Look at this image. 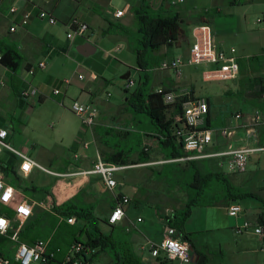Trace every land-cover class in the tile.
I'll return each instance as SVG.
<instances>
[{"label":"crops","instance_id":"0c3cea01","mask_svg":"<svg viewBox=\"0 0 264 264\" xmlns=\"http://www.w3.org/2000/svg\"><path fill=\"white\" fill-rule=\"evenodd\" d=\"M107 1L108 0H0V39H2L6 43L18 47L25 59L24 63L15 72L7 68L0 62V102L8 103L10 108H12V110L15 112V114L19 115V117H16L15 115L14 117L17 119L23 117L25 119L27 118L28 120V116L32 112H34L35 109L32 106V103H35L37 101L43 102L48 97L55 101H58L60 105H67L69 108L73 100H78L82 102V99L84 100L82 103H93L95 105L96 103L99 104L98 106L96 105L100 111L99 117L97 119L96 124L90 128L84 129L81 124L80 118L71 109L70 110L80 120L79 123H76L74 121L71 122L69 120L64 122L62 121V125L66 127L71 126L72 129L76 130L75 133H73V145L75 146V148L72 149V157L71 151L68 152L66 151V149H59L58 154H56L59 155L61 159V163L59 164L58 168H63V170H51L68 175L57 176L39 169H35L37 171H42L45 174L56 177V180L52 183L51 190L47 191L46 195L38 200L40 202H44V206L37 207L34 212L36 213L39 211V209H43L47 212L54 214V216L58 219L57 226L51 233V236L47 238L51 240L50 246L52 248H59L60 250L57 254V261L52 262V264H61L60 260L64 258V255L68 252L70 246L74 243L75 240L71 237V233H74V230H67L68 232L70 231L68 233L70 236H68L67 233L64 232V234L66 235L65 238L53 242V236L57 235V233L60 232L61 229H63V223H65L67 221V218L69 217L60 214L54 208L55 206H62L64 202H68L70 207L75 208L77 210L83 207H91V212L93 214L100 216V218L106 217L109 219V215L118 203L119 196L121 194L130 196L131 201L126 207V218L123 221V226L127 224L131 226V228H134V230L131 229V232L136 231L138 233L137 235H135L133 240V242L136 244L138 251H140L141 249L147 250V247H149V242L159 241L163 237L165 225L167 223V219L165 217L172 216L174 212V208L169 207L165 208V212L160 211L159 208L162 206V204L160 203V201L157 202L156 200H153L151 202L149 199L150 190L147 189V192L145 193L146 188L144 186L141 187L140 185H137V187H141V194L144 193L140 197L136 195V184H131L133 187H128L127 179L130 176L129 171L131 166L117 172L116 175L118 185L114 190L107 189L102 178L97 174H74V172L79 169H90L99 155L104 157L107 154H111L115 151V147H113V145L107 139L102 138L101 134L98 133L100 125L105 126L104 131L106 135H110L114 129L118 130V128L120 127V125L115 124V122H118L120 119H122L123 114H126L127 112V114H130V117H125L126 120L130 119L133 122L136 119V114H133V112L129 109V106L126 105V103H128L129 96L126 98L125 102H122V104H120L119 111L121 112H114L113 105L103 104L102 107L100 106V104L103 103L100 90L102 88H106V85L111 82V79L106 75V70L104 68L97 69V65L91 62L92 55H94V53H96L99 49L98 43H94L92 41V38L96 33L95 25L100 24L102 29V35L105 36L109 34L106 32L110 27V22H113V18L121 19L128 12L136 8L133 7V4H135L136 0H129L125 3V6H130V9L126 12L124 16L120 18L114 16L113 12H115V10L100 12V14L95 12V10H98L101 3L105 4ZM147 2H149V6H147ZM187 2L188 0L184 3V5H186ZM138 5L140 8L137 7V10L139 8L148 11H154L155 16L179 14L185 20V26L187 28L184 27L185 32L181 36L179 45H174L175 47L181 48L184 43H187V47L185 48L184 53H179V55L184 56H187L189 54V49L192 43V39L189 38V35L192 36V30L194 26L202 23L210 24V22L212 21L217 22L219 19H222L225 16L230 18L235 17L233 11H230L228 15L222 16V11L220 10H217V12H215L214 14H210V9L205 10L199 7L193 10L188 8L184 11H182L181 9H177L176 11H174V4L172 3V0H138ZM14 7L16 8V11H12V8ZM39 10H45L49 14L55 16L57 20H63L65 26L71 19L75 17L79 18L83 22H87L90 25L89 38H77L73 43L71 42V40L68 39V37L66 38V40H64V38L60 37V31L62 29L57 26L58 21L56 23H49V21H47L46 19H40L37 16H33V18L26 25H23L21 23L25 12L32 11L34 14H36ZM110 15H112L113 17H110ZM215 15H217V17H215ZM14 25H16L17 28L15 31H11L10 28ZM125 39L128 43V38L126 37ZM86 42H89L94 47H96V50L90 53L88 56H85L77 51V47ZM174 46H163L161 50L164 47ZM117 48L119 49L120 46H118ZM77 54H79L80 56L89 57L87 58L88 60H86V62L90 64L86 65V69L79 68L78 71L77 69H74L73 75H71L70 77H65L63 79L58 78L56 76L58 71H66L68 67L71 68V64H69L68 62L69 60L75 61L79 59ZM164 55H166V53H164ZM238 57L239 60H241L242 56L238 55ZM164 59H168V57H164ZM162 60H160V62ZM40 61H45L47 63V67L44 69L37 68L35 73L33 75H30L28 73V69L32 65H36ZM248 65L252 67V63H249ZM128 67L135 68L131 67V65H128ZM135 69L140 77L139 85L137 86V88L142 83H149L153 78L156 83L155 87H153V90H155L157 87H166L169 90H173L177 93L184 90H189L192 94L197 93L196 89H193L195 88L193 84H190V86H186L183 85V81L176 82L172 70H160L157 67L151 70H145L139 66H137V68ZM79 74H83L84 79H80L78 77ZM125 75L132 78L131 71H128ZM238 78L233 80L235 89L229 88L225 93L229 96H235L237 99L240 98V96H242L244 92H247L250 95L252 94L249 98H243L242 102L241 100H225L224 102L226 103L225 108L223 110L221 105L218 108L217 104L212 101L213 95L207 94V96H203L206 99L211 100V104L213 106L210 110L211 117L215 118L216 115L217 119L221 118L222 120H224L223 125L216 126V128L213 129H220L224 126H229L234 129V134L229 138L223 137L220 134L215 133V150H224L229 143H232L235 146H255L258 141L263 143L264 123L259 126L256 137H249L246 130L239 126L241 123V119L236 118L235 114L237 112H241L243 114V119H246L247 116L252 114L255 110H260L264 114L261 108L257 105L259 100H264V95L259 97V89L256 87L254 88L253 82L246 84L243 82L242 79L239 80ZM65 79L70 80L69 85L64 82ZM126 79L127 78H124V76L122 77L120 86L121 88H123V90H125V92H129L131 88L128 90L125 89ZM57 83H59L60 85L57 86ZM243 83L246 84L245 87L242 86ZM73 85L76 87V91L72 92L73 88L71 87ZM30 86L36 87L41 93V95L39 97H30L28 99L22 98V90ZM239 87L240 89H238ZM56 88L61 89L60 94H54L53 90ZM134 91H132L131 94H133ZM34 99H36L37 101ZM1 109L2 107L0 106V127L9 129L11 134L10 140H12L15 136L13 123L9 119H4L1 113ZM168 115L170 116L171 113H169ZM26 128L27 126L24 125L23 133L26 132ZM132 129L133 128H131L130 131ZM146 132L153 133L154 136L150 138H152L153 140H158L155 136H158L160 133H158L156 130ZM144 133L145 132H143V135ZM145 138L147 137L143 138V144L146 141ZM20 139V145L17 146L21 147L26 151H29V144L31 143L29 139L24 137L23 134ZM152 146L154 145L152 144ZM160 152L162 153V158L154 159L151 149L149 151L150 160L147 162H141L138 165L156 167L160 163L155 162L166 158V154L163 153L164 151L162 150ZM55 156L53 155V157ZM251 157L257 159V162H261V158H264V153L257 152L251 155ZM210 159L212 164H214L216 167L219 166V169L224 171L226 174H229L226 169L227 161L229 158L225 157ZM40 160L41 161L38 162L45 167L47 165L42 163L44 160L49 162V164H53V159H51L50 157L41 158ZM166 163H162V165ZM224 166L226 167L224 168ZM35 170L30 176L37 172H35ZM119 173H123L124 175L119 176ZM229 175H231L232 177L233 174ZM127 187L128 190H125L124 188ZM258 195L259 197L250 196L245 199L239 200L241 201V204L244 207V212L238 218L235 217L236 220L234 221L228 220L229 217H232L228 214V205H195L192 207L191 214L186 219L183 229L186 233L193 234L195 232L204 231H223L229 228L236 230V226L243 224V222H245L246 220L262 224L264 223V196L260 194ZM135 197L139 198L138 200H136L138 201V204L136 206L145 207L146 214L141 213L138 214L136 217H132L131 209L132 206L135 205ZM34 216L35 214H33V217ZM139 218H141V220H139ZM69 224L71 226H78L82 230V233L76 232V236H78L83 241L87 240V231H92V227L88 223H86L85 221L78 220L75 224ZM121 225L122 223L115 226L117 228ZM99 227L101 228V226ZM126 229L127 227L125 228V230ZM129 230L130 228H128V230L126 231ZM150 232H155L158 235L154 238L150 234ZM138 236H143L144 240H141V238ZM9 241L10 240H7L5 247L7 251L12 255L14 254L17 248V243L10 241L14 244L13 247H9L7 245L9 244ZM141 242L142 246L140 247ZM193 248V254H195V259H193L192 262L194 264H205L208 261V256L206 255V253H203L202 249L197 250L195 245H193ZM88 257L89 259H91L89 264H109L110 261V257H108L106 262L99 261L96 263L95 260L97 258L105 257L104 253L101 256L97 257H92V254L88 253ZM141 260L146 264H155L156 261V259L154 258L150 259L149 257L143 256ZM175 264L177 263L175 262Z\"/></svg>","mask_w":264,"mask_h":264},{"label":"rangeland","instance_id":"374dc122","mask_svg":"<svg viewBox=\"0 0 264 264\" xmlns=\"http://www.w3.org/2000/svg\"><path fill=\"white\" fill-rule=\"evenodd\" d=\"M127 1L129 0H108L105 4L101 3L98 10H95V12L100 14V12L117 10L118 8L124 7ZM147 6H149V2H147ZM133 7H139L138 0L133 4ZM197 7L205 10L210 9V14H214L217 10H220L222 11V16L228 15L230 11H233L235 14L234 18L225 16L217 22H210L214 42L219 48L229 49L235 47L237 49V54L242 56L241 59L244 61L246 68L243 73L240 72L239 80L242 79L244 83L249 84L253 82L254 76L260 74L264 75V65L256 71L253 67L248 65L249 63H258V60L255 59L256 56L260 58L259 62L264 61V0H188L186 5H184V3L181 5H174L173 10L176 11L177 9H181L184 11L188 8L193 10ZM136 8L128 12L121 19L113 18L115 25L111 29V33L105 36L102 35L100 24H94L96 33L92 41L98 43L99 49L92 55L91 62L97 65V69L104 68L106 70V75L111 79V82L106 85V88L100 90L103 100L100 106L102 107L103 104L113 105L114 112H121L119 111L120 104L125 102L126 98L130 96L131 92L139 85L140 77L135 69L138 66V60L132 49V47L137 46V39L139 37L138 24L134 17V13L137 11ZM151 13L154 15L155 12L151 11ZM110 17L113 16L110 15ZM215 17H217V15H215ZM258 19H261L262 22H259ZM64 24L63 20H58L57 22V26L62 29L60 31V37L66 40L67 28ZM117 25L126 27L132 38L130 40L132 45H130L129 42L127 43L125 39L126 36L115 31L117 30ZM185 28L187 27L185 26ZM189 38L192 39L193 42V36L189 35ZM118 46H120L119 49L117 48ZM186 47L187 43H184L181 48L175 46L164 47L160 52H157L155 56L158 60H162L164 57L170 58L179 55V53L183 54ZM164 53H166V55H164ZM77 55L79 58L78 60L68 61L69 64H71V68L68 67L66 71L60 70L57 72L56 76L58 78L63 79L65 77H70L73 75L74 69H77V71L79 68L86 69V65L90 64L86 62L89 57ZM128 65L135 68H130ZM214 67H216L215 64L206 62L185 65L183 67L181 81H183V85L190 86V84H193L195 86L193 89H196L197 93L194 94V97H203L207 96V94H211L213 95L212 101L217 104L218 108L221 105L224 110L225 100H241L242 102L243 98H249L252 95L244 92V94L237 99L235 96H229L225 93L229 88L235 89L233 81L204 80L203 72ZM128 71L132 72V78L135 79L136 85L132 87L129 92H125V90L121 88L120 83L122 77ZM155 84V80L152 78L151 81L142 88L148 94L153 87H155ZM246 84H244V86ZM58 85L60 84L57 83V86ZM71 88H73L72 92L76 91L74 85ZM238 89H240V87ZM81 101L83 102L84 100L81 99ZM96 105L98 106L99 104L96 103ZM126 105L130 106L128 103H126ZM0 106L2 107L1 113L4 119H9L13 123L15 131V136L11 140L13 144L20 145V138L23 134L24 137L28 138L31 142L29 144V152L34 159L40 162L41 158L50 157L53 159V164H49V162L45 160L42 163L47 165L46 167L50 169L63 170V168H58L61 159L59 155L56 154H58L59 149H66L68 152L71 151V157L73 156L72 149L75 148L73 145V133H75L76 130L72 129L71 126L66 127L62 125V121L69 120L76 123L80 121L70 108L67 105H60L58 101L48 97L43 102L37 101L32 103L35 109L34 112L28 116L27 120V118L25 119L23 117L19 119L15 118L14 115L16 117H19V115L15 114L8 103L0 102ZM126 114H123V118L115 122V124L120 125L119 128L121 129L118 128V130L128 131L133 128L128 137L122 138L116 129H114L110 135H106L104 131L105 126L101 125L99 126L100 130L98 129V133L101 134L102 138L107 139L113 147L128 152L133 151V153H131L132 162L130 165L132 166L129 171L130 176L127 179L128 187L134 184H136V187L137 185L141 187L144 186L146 188L145 193L147 189H149L150 201H160L163 212H165L166 207L179 208L184 206L187 199L186 193L182 191L184 188H179L178 185H174L172 189H170L168 183L164 179L159 178L154 172V170H158L162 167V163L156 167L140 166L137 163H133L138 161L136 150L142 148V146L138 145L139 139L143 138L142 131H155L157 126L152 124L150 118L144 113H137L136 119L133 122L130 119L126 120V116L130 117V114ZM221 122L222 120H218L217 122L214 120L216 126L217 124L220 125ZM24 125H26L27 128L26 132L23 133ZM145 139V142L154 145L151 146L153 158L161 159L162 153L160 151H162V148L158 140H153L150 137ZM163 153L166 154V150ZM53 155L56 156L53 157ZM206 162L211 163V159H208ZM182 165L185 166L186 162H182ZM212 165L214 169H219V166H217V168L214 164ZM225 167L226 166H224V168ZM36 171L37 170H35V172ZM121 175L123 176L124 174L119 173V176ZM232 179L236 184L243 185L246 189H251L264 196V158H261V162H257V159L251 157L246 172L243 174H233ZM55 180L56 177L45 174L42 171H37L32 176L23 178L19 181V186L22 188L26 197L39 200L46 195L47 191L51 190L52 183ZM128 187L124 189L128 190ZM141 187H137L136 189V195L139 197L144 194H141ZM138 199L139 198L135 199V205L132 206V217H136L141 213L146 214L145 207L136 206L138 204L136 200ZM228 220L234 221L236 218L229 217ZM99 223V226H101L105 234L110 235L113 233L117 251L124 252L125 247L128 246L139 259H142V256L156 259L152 256L149 247H147V250L141 249L138 251L136 244L133 242L135 235L138 233L136 231L131 232V229L134 230L133 227L131 228V226L127 224L123 226L122 223L121 226L112 229L111 226L104 224L102 221ZM126 227V230H128V228H130V230L126 231ZM150 234L154 238L158 235L155 232H150ZM138 237L144 240L143 236ZM192 240L197 250L202 249L203 253H206L208 256V261L205 264H258L264 262V238L257 235L253 228L243 234H239L232 228L215 232H195L192 234ZM13 244L14 243L9 241L7 245L13 247ZM141 246L142 242L140 247ZM107 250L108 252L104 253L105 257L97 258L95 260L96 263L99 261L106 262L107 258L110 257L109 255L113 254L110 247ZM157 263L158 260L156 259L155 264ZM176 263L180 264L178 261ZM185 264L194 263L190 262Z\"/></svg>","mask_w":264,"mask_h":264},{"label":"built area","instance_id":"2783aa9c","mask_svg":"<svg viewBox=\"0 0 264 264\" xmlns=\"http://www.w3.org/2000/svg\"><path fill=\"white\" fill-rule=\"evenodd\" d=\"M187 0H173L174 5L185 3ZM130 6L115 10L114 16L120 18L126 14ZM16 11V8H12ZM37 16L40 19H46L49 23H56L58 20L55 16L45 10H39L36 14L32 11L24 13L21 23L26 25ZM262 22L261 19H258ZM264 21V20H263ZM67 37L73 43L77 38L88 39L90 25L75 17L67 24ZM16 25L11 26V31L16 30ZM193 42L191 43L189 54L187 56L177 55L172 58L164 59L157 67L160 70H172L175 81L180 82L183 76V67L185 65L200 64L203 62L215 64L216 67L207 69L203 72V78L206 81H228L235 80L239 77L241 66L237 49L231 47L226 50L216 46L213 38V32L209 23L198 24L192 30ZM0 52V61L2 59ZM47 67L45 61H40L28 69V73L33 75L37 68L44 69ZM80 79H84L83 74H79ZM64 82L69 85L70 80ZM136 84L131 77L125 80V89H130ZM54 94H60L61 89L53 90ZM155 92L163 96L165 104L172 105L183 100L182 111L176 112L174 108L170 110L169 118L174 126L173 134L177 135L183 141L184 154L171 159H162L155 163L166 162H186L193 159L203 158H229L227 161V171L229 174L243 173L247 170V165L251 155L262 152L264 153V143L258 141L255 146L240 145L235 146L229 143L224 150H215V133L229 138L234 134V129L224 126L220 129L207 127L206 120L210 111L209 102L205 97H192L189 90L179 93L169 90L166 87H157ZM41 93L36 87L30 86L21 92V97L28 99L30 97H39ZM70 109L78 115L83 128L94 126L99 117V108L93 103H82L73 100ZM236 118L241 119L240 127L244 128L249 137H256L259 126L264 123V114L260 110H255L252 114L243 119V114L237 112ZM10 131L8 128L0 127V235L8 240L17 243V248L11 257L0 253V264H50L60 251L59 248H51L50 239H38L33 244H28L21 240L20 233L28 221L33 216L37 207H43L44 202L28 198L23 193L19 185L13 183L14 180L21 181L29 177L35 169L64 176L68 174L53 171L32 157L29 151L18 147L10 140ZM151 143L145 142L142 148L149 152ZM132 165L120 164L105 160L101 155L94 161L92 167L87 170L79 169L74 174H97L99 175L106 188L114 190L118 185L117 172L126 169ZM6 168L8 170H6ZM131 198L128 195L121 194L118 203L109 215V222L112 225L123 223L126 218V207ZM228 214L238 218L244 212V207L240 201H232L227 206ZM141 220V218H139ZM67 221L71 224L77 222L75 216H69ZM264 238V223H255L246 220L241 225L236 226V231L243 234L250 229ZM149 248L152 256L158 260V264H180L192 262L191 242L180 235L177 229L170 225L169 221L165 225L163 237L159 241L149 242ZM91 251L81 242H74L64 256L63 264H87L77 256L82 251ZM260 264H264L260 263Z\"/></svg>","mask_w":264,"mask_h":264},{"label":"trees","instance_id":"16d2710c","mask_svg":"<svg viewBox=\"0 0 264 264\" xmlns=\"http://www.w3.org/2000/svg\"><path fill=\"white\" fill-rule=\"evenodd\" d=\"M135 18L138 24L139 37L137 39V46L131 47L137 57L138 66L145 70L154 69L160 64V60L156 58L155 54L159 52L163 46L179 45L181 36L185 32V20L179 14L155 16L151 11L144 9L137 10L135 12ZM114 25V22H110V27L106 33H111V29ZM116 29L115 31L126 36L130 45H132L130 42L132 38L126 27L117 25ZM0 52L3 54L0 62L14 72L17 71L25 61L18 47L6 43L2 39H0ZM255 59L258 60V63H252V67L256 71L263 67L264 61L259 62L260 58L258 56H256ZM239 63L241 66L240 72L243 73L246 68L245 63L242 59L239 60ZM263 80L264 76L262 75L254 76L252 80L254 88L256 87L259 89V97L264 95ZM146 84L147 83H142L133 94L129 96V109L133 114H146L150 118L152 124L157 126L156 131L160 133V136L157 133L158 136L155 137L158 139L162 150H166V159L179 157L184 154L183 141L177 135L173 134L174 126L168 114L172 108H174L176 112L182 111L183 100L178 99V102L172 105L165 104L163 96L156 93L155 90L152 89L148 94L145 92L142 87ZM242 86L245 87L244 84ZM191 96L194 97V94L191 93ZM207 100L211 110L213 107L211 100ZM257 105L264 112V100H259ZM214 120L217 122L222 119H217L216 115L215 118L211 117L209 111L206 120L207 127L216 128ZM223 124L224 120H222L220 125ZM217 126H219V124H217ZM143 132H145L143 138L154 136L151 132L142 131V134ZM118 133L124 138L128 137L131 131L119 130ZM143 138L139 139L138 145H143ZM131 153H133V151L128 152L123 149L115 148L113 153L107 154L103 158L107 161L130 165L132 162ZM136 154L138 161L133 163L139 164L150 160V153L146 152L143 148L137 149ZM207 160L208 159L205 158L189 160L186 161L185 166L182 165V162H171L163 164L160 169L155 170L156 175L164 179L168 183L170 189H172L174 185H178L179 188H184L182 191L185 192L187 196L184 206L174 208L172 216H166L165 218L169 221L170 225L175 227L178 233L190 241L192 245H194L192 234L186 233L183 226L186 219L190 216L193 206H227L232 201H239L250 196L259 197L253 190L236 185L231 175L226 174L221 169H214L212 163H207ZM8 169L6 168V170ZM13 183L19 185L17 179L14 180ZM54 208L60 214L65 216L74 215L77 221H85L92 227V231H87L86 241L81 240L75 234L76 232L82 233V230L76 225L71 226L68 221L63 223V229H61L57 235L53 236V242H56L65 238L66 235L64 232L70 236L68 233L74 230V233H71V237L75 239L74 242H81L91 249L90 252L84 250L78 254L77 257L84 263L89 264L91 260L88 257V253H91L92 257L101 256L103 253L108 252L107 249L110 247L113 254L109 255V264H146L134 255L133 251H131L128 246L125 247L124 252L116 250L113 233L110 235L105 234L99 227V222L103 221L105 224L110 225L112 229H115L116 226L110 224L108 218H100L93 214L91 212V207H83L77 210L70 207L68 202H64L62 206H55ZM159 210L162 211V206ZM34 214L35 216H31L28 219L20 233L21 240L28 244H33L36 240L41 238H49L58 223V219L54 214L43 209H39V211ZM67 230L70 231L68 232ZM7 240L6 237L0 235V253L7 257H11V253H9L5 247ZM63 260L64 258L60 260L61 264H63ZM54 261H57V256L52 259L50 264ZM13 264L18 263L13 261Z\"/></svg>","mask_w":264,"mask_h":264},{"label":"water","instance_id":"95a60500","mask_svg":"<svg viewBox=\"0 0 264 264\" xmlns=\"http://www.w3.org/2000/svg\"><path fill=\"white\" fill-rule=\"evenodd\" d=\"M96 50V47H94L91 43L86 42L77 47V51L81 54L88 56L90 53ZM129 76L124 75V78H128ZM191 252H192V260L195 259L194 248L193 245H191Z\"/></svg>","mask_w":264,"mask_h":264},{"label":"snow or ice","instance_id":"6c2138e0","mask_svg":"<svg viewBox=\"0 0 264 264\" xmlns=\"http://www.w3.org/2000/svg\"><path fill=\"white\" fill-rule=\"evenodd\" d=\"M0 224H2V221H0Z\"/></svg>","mask_w":264,"mask_h":264}]
</instances>
